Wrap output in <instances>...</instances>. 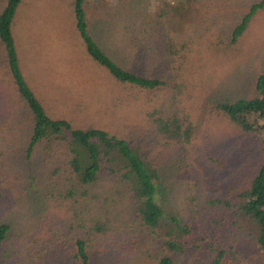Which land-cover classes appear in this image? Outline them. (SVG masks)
I'll return each mask as SVG.
<instances>
[{
	"label": "rangeland",
	"instance_id": "obj_1",
	"mask_svg": "<svg viewBox=\"0 0 264 264\" xmlns=\"http://www.w3.org/2000/svg\"><path fill=\"white\" fill-rule=\"evenodd\" d=\"M69 1L34 0L17 13L11 31L22 76L47 115L77 129L96 128L132 141L164 170L163 193L174 187L171 197L186 203L203 245L209 247L219 236L225 247L234 245V251L244 253L232 264H264V252L247 239L246 230L215 229L211 221L217 215L205 204L212 197L235 199L249 189L264 160V129L245 134L218 109L259 96L264 0H85L95 40L121 67L169 83L159 90L120 82L92 59ZM7 3L0 0V10ZM244 20V31L232 39ZM159 119L176 124L163 132ZM33 128V116L0 48V221L19 216L2 264H66L71 210L67 202H47L42 191L67 177L54 174L67 162V149L40 143L27 158ZM129 236L115 230L110 241L102 242L107 250L101 258L153 264L147 254L137 256V243L117 248ZM213 263L209 248H196L176 261Z\"/></svg>",
	"mask_w": 264,
	"mask_h": 264
},
{
	"label": "trees",
	"instance_id": "obj_2",
	"mask_svg": "<svg viewBox=\"0 0 264 264\" xmlns=\"http://www.w3.org/2000/svg\"><path fill=\"white\" fill-rule=\"evenodd\" d=\"M22 1L8 0L6 8L0 13V48L6 52L19 96L33 116L34 128L27 158H30L40 143H46L48 147L64 145L67 149V162L54 170V174L63 172L67 177L59 182L53 181L52 189L47 186L46 191H42L47 202H67L71 210V233L64 243L68 258L66 264H103L106 260L101 255L107 250V246H102V242L110 241L114 231L121 229L130 236L118 241L117 248L120 245L128 248L132 243H137V256L147 254L155 260L153 264H176L177 258L196 248L204 252L209 248L213 255V264H232V259L242 256L244 253L240 248L234 251V245L225 247L226 244L219 236L209 247L203 245L202 239L199 241L197 236L200 233L197 235L193 229L194 216H191L186 203L181 200L176 202V198L171 197L176 194L172 186H169L168 192H164L168 196L163 193L166 190L162 187L166 179L164 170L148 161L132 141L111 136L96 128L77 129L68 121L53 120L47 115L22 76L11 33ZM74 1L78 33L81 34L87 53L92 59L120 82L129 83L139 89L159 90L169 85L160 77L137 74L113 61L90 33L85 0ZM262 6L260 4L258 8ZM247 22L244 20L238 25L233 31L235 34L232 39L238 38ZM256 91L259 96L250 100L218 105V109L245 134L264 129V125L260 124L264 122V74L257 81ZM158 123L163 132L176 124L162 122V119ZM180 129L178 126V131ZM205 204L208 206L207 210L214 208H210V213L217 215L211 221L215 229H234V226L244 228L250 237L247 239L251 243L254 241L255 247L264 252V160L249 189L239 192L235 199L212 197ZM129 214L132 220L123 221L122 217ZM18 220L19 216L15 214L11 222L0 221V264L2 253L12 234L13 224ZM122 226L126 229L121 228ZM140 237L144 239H139ZM141 240L147 244L137 242ZM98 241L100 242L96 243ZM160 249L162 253L155 258L152 251L157 253ZM117 261L118 264H126L124 258ZM105 264L116 263L106 261Z\"/></svg>",
	"mask_w": 264,
	"mask_h": 264
},
{
	"label": "crops",
	"instance_id": "obj_3",
	"mask_svg": "<svg viewBox=\"0 0 264 264\" xmlns=\"http://www.w3.org/2000/svg\"><path fill=\"white\" fill-rule=\"evenodd\" d=\"M69 2L71 4V7H72V5H74V11H75V1L74 0H70ZM33 4H34V0H23L21 5H20V7H19V9H18V11H17V13L20 12L21 8H24V7L28 8V5L32 6ZM99 4L97 5V7H101V2H99ZM89 7H90V5L88 3H85V10L87 12V19H88V22H89V25H90L89 27L91 29L92 26L90 24V18H89V15H90V11L88 10ZM4 9H5V4L1 8L0 13L3 12ZM75 17H76V15H75ZM75 23H76V28H77V20L75 21ZM77 30H78V28H77ZM93 37L95 38V35H93Z\"/></svg>",
	"mask_w": 264,
	"mask_h": 264
}]
</instances>
